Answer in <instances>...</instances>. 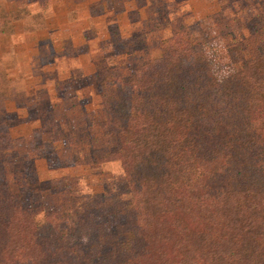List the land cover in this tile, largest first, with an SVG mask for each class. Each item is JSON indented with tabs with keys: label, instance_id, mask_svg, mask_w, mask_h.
Listing matches in <instances>:
<instances>
[{
	"label": "rangeland",
	"instance_id": "obj_1",
	"mask_svg": "<svg viewBox=\"0 0 264 264\" xmlns=\"http://www.w3.org/2000/svg\"><path fill=\"white\" fill-rule=\"evenodd\" d=\"M258 56L264 0H0V184L57 212L41 225L67 264H123L135 232L120 225L160 199L163 182L126 170L104 74L137 87L206 78L214 89Z\"/></svg>",
	"mask_w": 264,
	"mask_h": 264
},
{
	"label": "trees",
	"instance_id": "obj_2",
	"mask_svg": "<svg viewBox=\"0 0 264 264\" xmlns=\"http://www.w3.org/2000/svg\"><path fill=\"white\" fill-rule=\"evenodd\" d=\"M250 62L214 89L206 78L137 87L104 74L126 170L163 182L161 198L135 205L134 222L120 225L135 232L123 264H264V57ZM56 216L0 184V264H67L65 246L41 225Z\"/></svg>",
	"mask_w": 264,
	"mask_h": 264
},
{
	"label": "crops",
	"instance_id": "obj_3",
	"mask_svg": "<svg viewBox=\"0 0 264 264\" xmlns=\"http://www.w3.org/2000/svg\"><path fill=\"white\" fill-rule=\"evenodd\" d=\"M15 22L16 21H13L12 24L10 25V27H9V32H8L9 35L16 33V23ZM11 28H12V31H11Z\"/></svg>",
	"mask_w": 264,
	"mask_h": 264
}]
</instances>
